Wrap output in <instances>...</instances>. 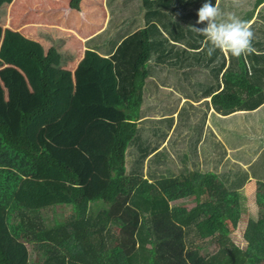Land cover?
Segmentation results:
<instances>
[{
    "label": "crops",
    "instance_id": "obj_1",
    "mask_svg": "<svg viewBox=\"0 0 264 264\" xmlns=\"http://www.w3.org/2000/svg\"><path fill=\"white\" fill-rule=\"evenodd\" d=\"M46 1L54 7L52 18L34 20V25L47 26L44 33L50 31L48 37L39 38L46 47L44 51L38 44L40 56L51 48L56 51L49 68L56 102L28 126L26 134L35 145L68 163L80 186L93 188L103 174H109L112 137L123 122L137 123L136 128L144 124L143 148L159 141L157 151L164 148L167 155L163 163L177 159L175 167L189 164L191 171L200 167L207 174L215 166L226 172V164L246 167L241 145L264 140V103L247 110L255 104L249 96L252 87L264 93V0H241L238 7L232 0H219L223 12L247 21L254 32V51L239 58L220 50L209 56L204 37L191 29L206 26L197 24L205 0H81L77 9L70 8L71 0ZM3 45L0 116L16 136L19 114L39 105L42 91L35 63L24 57L27 61L16 68L17 58ZM126 99L139 105L137 119L128 118ZM56 108L58 114L44 119ZM156 130L166 138L154 135ZM235 144L240 145L238 150ZM11 183H17L12 199L27 207L35 206L49 190L70 193L59 172L7 145L0 133V211L11 203L10 195L3 193ZM249 184L254 182L243 188L247 198ZM30 255L27 250L29 260Z\"/></svg>",
    "mask_w": 264,
    "mask_h": 264
},
{
    "label": "trees",
    "instance_id": "obj_2",
    "mask_svg": "<svg viewBox=\"0 0 264 264\" xmlns=\"http://www.w3.org/2000/svg\"><path fill=\"white\" fill-rule=\"evenodd\" d=\"M80 1L71 0L70 8L77 9ZM55 56L53 48L44 57L27 53L38 72L42 102L19 114L16 136L0 116V133L7 145L59 172L70 186V193L65 196L48 192L38 197L36 206L27 207L12 199L17 183L4 189L3 193L12 200L4 205L6 211H0V264H264L263 139L241 145L242 152L246 150V167L226 164V172L215 166L214 171L207 174L200 167L191 171L189 164L175 167L177 159L163 163L167 155L164 148L157 151L159 141L148 149L143 148L144 124L136 128L134 122L120 123L112 137L108 184L90 198L87 192L91 188L79 185L76 171L56 159L47 148L35 145L26 134L36 118L55 106L49 82V68ZM123 65L126 67V61ZM123 79L120 75V92ZM252 89L249 96L255 104L248 106V111L264 103V93L256 87ZM138 96L134 99H140ZM126 101L128 118L137 119L136 100L133 105L131 99ZM61 102L59 99V104ZM154 135L167 136L161 130H156ZM239 147L234 145L235 150ZM195 150L196 146L190 154L194 155ZM159 164L163 166L156 171ZM162 170L164 173L159 172ZM201 171L205 174L201 175ZM248 182L257 184L253 193L256 219L247 211L248 198L243 188ZM195 195L201 199L200 203L190 207L171 205L178 199ZM24 196L28 197L26 193ZM226 222L233 228L241 224L245 246L241 249L221 237L217 239L220 244L217 250L201 255L195 243L216 234H229ZM116 228H119L117 232ZM27 250L38 255V259L29 260Z\"/></svg>",
    "mask_w": 264,
    "mask_h": 264
},
{
    "label": "rangeland",
    "instance_id": "obj_3",
    "mask_svg": "<svg viewBox=\"0 0 264 264\" xmlns=\"http://www.w3.org/2000/svg\"><path fill=\"white\" fill-rule=\"evenodd\" d=\"M32 5H37L38 9H32L31 7ZM61 7L67 8V5ZM51 8L54 9L52 4L46 0H0V39L4 43L3 45L4 49L8 50L10 54L12 53L13 56L15 55V57L17 58L18 61L13 60V62L16 61L15 62L16 68H20L22 62L25 63L27 61V59H24V57H27V53L34 52L37 53L38 55H41L42 50L40 47H38V44L41 47H44V51H46L45 50L46 47L43 42L44 39H39V38L44 37V35L42 34H45V36L48 37L47 35L50 34V31H48V33H44L43 31L47 26L39 25L40 27H37L36 25H34V20L49 21L52 18ZM57 12H61V11L57 10ZM40 40L42 42V45L39 43ZM2 42H0V47L2 45ZM21 56L23 57L22 61L20 59ZM53 110H51L47 118L44 119H49L53 117L54 114L55 115L58 114L60 108H56L54 111ZM107 138H105V141L107 140ZM107 175L109 174L106 173L105 175L103 174L102 178L98 182L94 183L93 188L89 185L91 191L89 193L87 192V194H89L88 196L90 198H92V196L97 194L102 188L107 186L108 184ZM79 184L82 185V183ZM256 188H257L256 184H249V187L247 188V195L249 201L247 206V211H248V215H250L251 218L254 219L257 218V213H256L257 205L256 202L254 201V196L253 197H249V196L253 192H255ZM51 191L52 190H49V192ZM200 202L201 199L197 198L195 195V196L178 199L174 202H171V205L177 207L179 205L186 204L188 207H190ZM89 210L91 214V207ZM43 216L46 217L45 214ZM103 224L106 225L107 223L104 222ZM225 224L230 230L229 234L227 233L216 234V236L213 238H209L205 241H200L195 243V245L200 247L201 255L211 254L212 252L217 250L220 247V244L218 243L217 239L221 237H224V239H228L227 241L228 244L230 243L235 244L241 247V249L245 246V240L243 237L244 232L241 224H239L238 227L236 228H233L231 224L228 222H226ZM95 228L98 229L97 227ZM118 229L119 228H116L115 232H117ZM192 230L195 231L194 228ZM31 258L36 260L38 259V255L31 254L30 260ZM247 261L248 263H250L251 259H247Z\"/></svg>",
    "mask_w": 264,
    "mask_h": 264
},
{
    "label": "clouds",
    "instance_id": "obj_4",
    "mask_svg": "<svg viewBox=\"0 0 264 264\" xmlns=\"http://www.w3.org/2000/svg\"><path fill=\"white\" fill-rule=\"evenodd\" d=\"M234 6H240L241 0H232ZM197 24H205L203 28L191 29L204 37L203 43L208 46V55L216 50L239 58L245 53L254 51L252 41L254 32L251 25L232 13H225L219 7V0H205L198 10Z\"/></svg>",
    "mask_w": 264,
    "mask_h": 264
}]
</instances>
